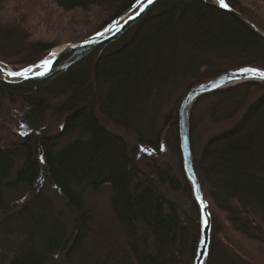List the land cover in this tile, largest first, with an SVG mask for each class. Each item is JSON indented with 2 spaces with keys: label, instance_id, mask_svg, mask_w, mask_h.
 Segmentation results:
<instances>
[{
  "label": "trees",
  "instance_id": "obj_1",
  "mask_svg": "<svg viewBox=\"0 0 264 264\" xmlns=\"http://www.w3.org/2000/svg\"><path fill=\"white\" fill-rule=\"evenodd\" d=\"M10 1L0 0V62L25 68L54 46L32 40L19 14L3 16ZM52 1L64 13H104L90 36L138 0ZM224 1L264 31V17ZM247 67L264 70V40L234 16L211 0H156L47 75L0 78V117L17 132L0 146V264H193L200 215L182 170L178 108L191 88ZM237 116L195 147L199 126ZM189 126L211 219L206 264H264V83L205 96ZM166 153L177 170L160 161ZM103 189L117 229L110 241L89 203Z\"/></svg>",
  "mask_w": 264,
  "mask_h": 264
},
{
  "label": "rangeland",
  "instance_id": "obj_2",
  "mask_svg": "<svg viewBox=\"0 0 264 264\" xmlns=\"http://www.w3.org/2000/svg\"><path fill=\"white\" fill-rule=\"evenodd\" d=\"M238 1L245 8L264 17V0ZM17 14L21 16L24 27L32 35V40H41L52 44L54 46L52 50L94 35L92 34L89 36V34L96 29L97 23L105 16L104 13L99 10H92L90 13H81L79 11L64 13L55 6L52 0H12L4 5V17H7V19L13 18ZM15 67L20 68L18 66ZM182 90L183 87H181L176 94H180ZM175 100L174 98L172 103ZM206 105L207 103L205 102L200 104L196 114H201V112L205 110ZM238 118L239 116L229 122L210 128L199 126L194 138L195 147L198 148L209 136L230 128ZM98 119L102 126L106 127L109 131L121 135L118 128L108 125V123L104 122L100 117H98ZM16 137L17 132L14 126L8 124L7 121L0 117V146L6 147L10 142H14ZM125 137L132 143V138L130 136L125 135ZM160 161H168L169 164H172V166L174 165V169H178L177 162H175V159H173L169 153L164 154ZM108 198V190L103 189L100 194L92 196L89 200L90 205L96 212L97 218V222L93 224V227L96 232H98L100 228H103L101 229V239H105L106 241H110V235H117V229L109 211Z\"/></svg>",
  "mask_w": 264,
  "mask_h": 264
},
{
  "label": "water",
  "instance_id": "obj_3",
  "mask_svg": "<svg viewBox=\"0 0 264 264\" xmlns=\"http://www.w3.org/2000/svg\"><path fill=\"white\" fill-rule=\"evenodd\" d=\"M211 1H213L217 5V7H219L223 11L234 16L241 23H243L250 31H252L254 34H256L257 36H259L261 39L264 40V31L260 29L258 26H256L254 23H252L250 20L245 18L244 16L232 10L226 4L225 1L224 3L226 4V7L224 8L219 6L218 0H211ZM149 6L150 5L147 4V0H138L124 14H122L120 17L112 21L108 26H106L96 34L88 38H85L83 40L74 43L65 44L59 48H56L52 50L43 60L31 66L25 68H17L15 66L5 65L0 62V77L5 82H14V83H18L34 78H41L43 76L38 77L36 74H33V71L37 69L36 67L37 65L41 64L43 61L48 60L52 62L51 64V68H52L53 64L57 59L72 52L73 50L102 42L110 35L116 34L127 22L139 16ZM141 8H143L144 10L140 11ZM51 68L48 70L47 74L50 72ZM25 69H31V71L28 73L30 77L29 79L10 78L7 75L8 72L11 71L21 72ZM246 69L254 70L257 72H264V70L261 69L247 67L221 74L220 76L216 77L213 80H210L208 82L202 83L200 85L191 88L180 102L178 108L177 127H178V137H179V150L182 160V170L185 179L191 188L192 198L198 207L199 215H200V236H199V242L197 245L193 264L207 263L209 246H210L211 219L208 212V204L203 198L193 168V159H192V152L190 147V126H189L191 111L193 109V106L205 96L246 83H258V84L264 83V79L259 77L239 75ZM217 84L219 85V87L216 86ZM202 205L204 206L203 209H202Z\"/></svg>",
  "mask_w": 264,
  "mask_h": 264
},
{
  "label": "snow or ice",
  "instance_id": "obj_4",
  "mask_svg": "<svg viewBox=\"0 0 264 264\" xmlns=\"http://www.w3.org/2000/svg\"><path fill=\"white\" fill-rule=\"evenodd\" d=\"M154 2H155V0H147V4L148 5H151ZM218 3H219L220 7H222V8L226 7V4L224 3V0H218ZM143 10H144L143 8L140 9V11H143ZM51 64H52L51 61L46 60V61H43L41 64L37 65L36 67L43 68V71L37 72L36 75L38 77L46 75L48 70L51 68ZM30 71H31V69H25V70H23L21 72H16V73L9 72V73H7V75L9 77H20V78H23V79H29L30 77H29L28 73ZM239 75H241V76H253V77H259V78L264 79V72H257V71L250 70V69L244 70ZM216 86L219 87L218 84ZM203 207L204 206L202 205V209H203Z\"/></svg>",
  "mask_w": 264,
  "mask_h": 264
},
{
  "label": "bare ground",
  "instance_id": "obj_5",
  "mask_svg": "<svg viewBox=\"0 0 264 264\" xmlns=\"http://www.w3.org/2000/svg\"><path fill=\"white\" fill-rule=\"evenodd\" d=\"M40 71H43V68H39V67H37V69H35V70L33 71V74H36L37 72H40ZM11 72L16 73L15 71H11ZM8 73H9V72H8ZM10 78H20V77H10Z\"/></svg>",
  "mask_w": 264,
  "mask_h": 264
}]
</instances>
